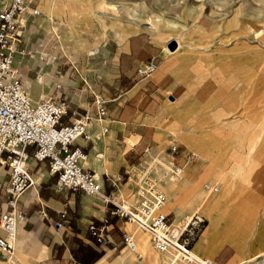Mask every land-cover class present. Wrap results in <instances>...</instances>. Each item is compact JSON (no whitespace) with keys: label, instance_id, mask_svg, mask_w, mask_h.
I'll list each match as a JSON object with an SVG mask.
<instances>
[{"label":"rangeland","instance_id":"1","mask_svg":"<svg viewBox=\"0 0 264 264\" xmlns=\"http://www.w3.org/2000/svg\"><path fill=\"white\" fill-rule=\"evenodd\" d=\"M7 1L0 0V11ZM52 3L51 20L47 7ZM38 10L41 14L35 20L40 24L27 23L26 28L30 31L42 28L41 31L23 33L34 47L30 56L37 54L29 58L34 64L43 58V62L53 65L51 72L61 73L58 76L62 80V97L69 103L100 100L108 110L112 108L122 86L111 50L128 36L143 34L166 50L168 42L180 43L178 70L184 84L167 123L172 129L171 136L184 148L202 156L205 163L190 169L178 183L188 180L209 196L200 203L196 194L197 205L192 211L187 208L186 214L204 216L207 227L213 217L225 233L244 237L246 217L238 198H228L224 204L226 214L208 210L223 195L225 175L254 177L259 172L241 160L244 151L225 152L224 147L225 143L235 144L236 148L245 145L246 138L241 134L247 131L260 128L264 132V118H249L241 112L244 107H264V35L255 33L257 20H261L257 29L264 31V0H53ZM78 39L86 40L82 49L78 47ZM22 50L27 51L24 45ZM31 60L23 61L28 64ZM25 63H22L27 66L23 71L25 80L33 83L28 91L37 102L38 96L46 92L52 74L37 76L31 72L29 77L39 80L32 81L26 76L29 69ZM74 82L76 86L69 88ZM227 134L233 135L232 142ZM7 177L9 181L8 172ZM205 184L216 185L220 190L209 194L204 190ZM252 184L264 186L262 182ZM175 192L181 198L189 191L178 188ZM2 199L6 202L3 190L0 206ZM185 199L184 204L189 201ZM142 237L148 240L147 235ZM262 259L257 264H262ZM0 264H6L1 256Z\"/></svg>","mask_w":264,"mask_h":264},{"label":"crops","instance_id":"2","mask_svg":"<svg viewBox=\"0 0 264 264\" xmlns=\"http://www.w3.org/2000/svg\"><path fill=\"white\" fill-rule=\"evenodd\" d=\"M11 1L8 0L4 7ZM51 1L53 0H32L33 8L38 9ZM38 17L29 15L27 23L39 25L35 20ZM41 29L34 28L30 31L25 26L21 29L22 46L24 45L27 51L19 60L16 59V64L28 90L33 83L29 84L25 80L22 63H25L24 58L31 60L30 58L37 54L30 56L34 47L23 33L29 35ZM111 52L112 59L117 62L118 83L122 89L109 110L108 120L101 123L95 118V102L70 101V105L80 115L90 114L92 117L87 130L88 139L77 141V145L88 154L87 169L101 182L105 194L111 193L117 200L136 202L135 184L126 182V173L132 165L146 157L143 154L145 148L166 147L168 141L174 137L171 136L172 129L167 122L176 108L184 81L179 76L178 52L167 53L166 49L154 44L143 34L130 35L126 40L117 42ZM43 61L42 58L37 64L32 60L27 61L28 64L25 63L29 69L26 74L28 78L31 72L37 76L52 74V77L48 78L49 86L46 92L38 96L37 102L45 98H58L63 94V87L60 94L55 91L57 84L62 86V80L58 76L61 73L54 70L51 72L53 65ZM150 61L158 64L157 72L147 78L139 77L140 66ZM74 86L75 82L69 88ZM241 112L249 118H264V107H244ZM69 119L72 121L76 118H67ZM260 123L259 120L258 125ZM103 128H108V133L104 134ZM227 135L232 142L233 135ZM241 136L246 138L245 145L236 148L235 144L225 143L224 151H244L241 160H244L246 165L259 169V172L254 177L224 176L223 195L208 213L219 214L223 211L226 214L224 204L230 196H235L234 198L240 200L242 214L246 217V233L244 237L238 233L228 234L221 225L207 235L205 230L195 244L194 252L201 258L213 260L214 264H257V260L264 254V186L254 187L252 184L264 183V132L255 128L254 132L247 131ZM177 142L179 143L178 140ZM209 155L215 159L211 152ZM30 167L35 185L20 200V206L26 213V222L18 227L15 249L17 264H169L168 254H159L154 250L148 233L139 230L135 224L109 218L108 205L102 198L60 190L58 178L49 172L45 164H37L31 160ZM7 185V170L0 167V193L2 190L4 192ZM175 186H178V182L169 183L167 186V209L178 217L185 214L187 208L190 211L195 209L197 197L189 199L182 206V201L188 196L186 195L181 197L180 204H177L174 200ZM1 202L0 218L7 211L4 199ZM105 219L109 220V241L99 245L90 235L88 226L91 223L100 225ZM142 234L147 235L148 240L143 239ZM0 235H3L1 229ZM125 235L134 237L138 245L137 252L126 247Z\"/></svg>","mask_w":264,"mask_h":264},{"label":"built area","instance_id":"3","mask_svg":"<svg viewBox=\"0 0 264 264\" xmlns=\"http://www.w3.org/2000/svg\"><path fill=\"white\" fill-rule=\"evenodd\" d=\"M32 0H12L0 11V167L9 174L4 188L7 211L0 218V255L6 264H17L15 249L19 225L26 222V213L20 206L22 196L35 185L30 161L45 164L58 178L60 190L81 192L88 197L102 198L108 205L109 218L122 219L135 224L150 235L152 246L159 254H168L189 264H214L201 258L194 247L207 228V220L198 213L176 216L168 211L167 186L185 178L190 169L202 166L205 159L184 148L172 137L166 147H147L137 164L126 173V182L136 188V202L117 200L105 194L101 182L87 169L88 154L77 145L88 139L91 115H80L62 97L60 84L56 85L58 98H45L33 102L16 64L22 50L21 29L28 16L41 12L31 7ZM159 66L150 61L138 69V76L147 78ZM95 118L104 123L109 118L105 102L96 100ZM67 118H76L72 121ZM108 133V128H103ZM116 187V186H113ZM205 192L217 194L219 187L205 184ZM109 220L91 223L88 231L99 245L108 239ZM124 243L137 252L133 236H124Z\"/></svg>","mask_w":264,"mask_h":264},{"label":"bare ground","instance_id":"4","mask_svg":"<svg viewBox=\"0 0 264 264\" xmlns=\"http://www.w3.org/2000/svg\"><path fill=\"white\" fill-rule=\"evenodd\" d=\"M54 13V5H53V3L51 4V5H48V7H47V16H49V19H51V15ZM42 19V18H41ZM52 20V19H51ZM248 20V19H247ZM27 21H28V19L25 21V23H24V26L26 27V24H27ZM255 21V20H254ZM248 22V21H247ZM252 22V21H251ZM261 23V20H257L256 22H255V25H256V29H255V33L257 34V35H264V31H262V32H260L259 31V29H257V27H258V25ZM247 24V23H246ZM53 25H54V23H53ZM50 26V25H49ZM49 28V27H48ZM53 28V27H52ZM95 28V27H94ZM97 29V28H96ZM47 30V29H46ZM53 30L55 31V29L53 28ZM70 31V30H69ZM72 34V33H71ZM57 35V34H56ZM63 35V34H62ZM61 35V36H62ZM59 36V35H58ZM73 37V36H72ZM58 38V37H57ZM61 38V37H60ZM59 38V39H60ZM55 42H56V40H55ZM57 43L58 42H56L55 44L57 45ZM70 43H71V40H70ZM54 44V46H56ZM85 44H86V40H82V39H78V47L79 48H83V46H85ZM178 45H179V48H180V43L178 42ZM62 46V45H61ZM76 46V45H75ZM67 48V47H66ZM179 48H178V50H179ZM177 51V50H176ZM167 52L169 53V50H167ZM69 53V52H68ZM22 57V55L20 54V55H18V59L17 60H19V58H21ZM25 62V61H24ZM26 68H27V66H25L24 67V72L26 71ZM88 71V70H87ZM30 94V93H29ZM31 96V95H30ZM32 99V98H31ZM33 100V99H32ZM34 102V101H33ZM176 184V183H175ZM193 184L191 183V182H189L188 180H184L183 181V184H179L178 183V186H175V188H173L174 189V191H176L178 188H185V189H187L189 192L187 193V198L185 199V200H189V199H191V198H193V197H195V195L197 194H199L198 195V197H199V202L200 203H202L203 201H206V200H208V197L209 196H207L204 192H201V191H199V189H197L195 186H192ZM173 187V186H172ZM170 189V188H169ZM191 194V196L189 197V195ZM180 197L179 196H177V195H175V198H174V200H175V203H177V204H180ZM198 200H197V202H198ZM173 202V201H172ZM185 202L184 201H182V206H184L185 204H184ZM176 206V205H175ZM168 208V207H167ZM180 210H181V208H180ZM186 214V213H185ZM185 214H183V215H185ZM209 226L207 227V229H206V232H205V234L207 235L210 231H212V230H214L216 227H218L219 226V223H218V221H216V219L215 218H213V217H211L210 218V220H209ZM137 230V229H136ZM141 232V231H140ZM163 256V255H162ZM164 257V256H163ZM260 257V256H259ZM263 262H262V264H264V254H263ZM17 258V257H16ZM162 258V257H161ZM167 259V258H166ZM162 259H160V261H161ZM165 260V259H164ZM168 260H169V264H189V263H185V262H181V261H178L175 257H173V256H171V255H168ZM163 261V260H162ZM260 263V262H259Z\"/></svg>","mask_w":264,"mask_h":264},{"label":"water","instance_id":"5","mask_svg":"<svg viewBox=\"0 0 264 264\" xmlns=\"http://www.w3.org/2000/svg\"><path fill=\"white\" fill-rule=\"evenodd\" d=\"M167 49L169 50V52H175L177 49H178V43L173 40V41H170L168 44H167ZM173 99V98H172ZM1 256V255H0Z\"/></svg>","mask_w":264,"mask_h":264}]
</instances>
